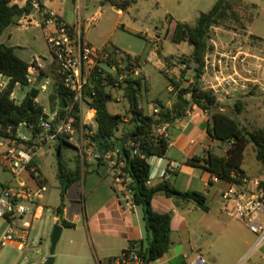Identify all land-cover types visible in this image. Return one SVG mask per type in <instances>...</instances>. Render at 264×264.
I'll list each match as a JSON object with an SVG mask.
<instances>
[{
  "label": "trees",
  "instance_id": "16d2710c",
  "mask_svg": "<svg viewBox=\"0 0 264 264\" xmlns=\"http://www.w3.org/2000/svg\"><path fill=\"white\" fill-rule=\"evenodd\" d=\"M34 1L39 3L40 11H44L40 0H29L24 8L12 5V0H0V36L17 20L33 12ZM233 1L240 6L243 3L242 0H218L209 12L200 15L196 25L191 26L184 22L175 23L170 38L176 44L188 42L193 47L191 56L181 63L187 71L194 73L195 78L189 86L182 87L167 76L173 92L177 93V101L171 108L157 101L155 104L158 112L153 115L146 113L141 106L140 98L143 91L142 79L133 78L139 58L126 55L128 73L122 79L125 72L118 70L115 74H111L100 67L94 73L86 89L89 107L96 112L95 122L97 124L96 130L87 135V140L92 147L96 148L97 153L101 154L102 150H105V154L97 156V162L93 166L81 156H77L76 167L71 168L64 157L66 147L75 148L70 140L71 136H60L57 140V177L62 200V205L58 209L59 213L64 209L70 188L86 179L91 173L98 171L100 166L109 162L106 157L116 153V156H111V161L116 162V166L112 168L130 177L127 188L132 193L134 205L143 208L147 230L146 239L139 242L138 247V243L132 242L123 255L135 250L142 264H151L162 258L173 244L172 214H161L155 211L153 200L156 195L176 196L197 204L204 212L209 211L206 197L199 192H179L169 179H164L157 185L149 184L151 167L148 159L152 156H166L170 147V139L155 135L154 130L158 125L174 124L177 120L184 118L190 108L197 106L210 115L208 127L210 137L220 144L227 145V150L224 155L208 151L204 158L193 157L187 161L188 164L203 168L211 178L225 182H237L247 176L243 164L245 153L252 144L256 148L257 159L264 170V129L253 131L243 126L236 118L219 108L218 98L213 90L205 88L202 84L206 57L210 51L209 36L212 29L221 25L231 15L240 20L237 14L232 13ZM107 2L125 12L135 3V0H107ZM253 20L254 17L249 24ZM104 49L120 50L112 46H106ZM30 68V64L17 57L14 48L0 43V76L9 78L6 88L0 90L1 138L17 139L22 124L27 125L33 136H37L42 131L40 118L45 116V113L44 108L36 101L38 91L29 92L21 104H17L12 98L18 85L24 87L30 85ZM111 88L124 90L129 104L125 115L110 112L109 104L114 101ZM58 93L61 100L66 101L68 108L66 110L58 108L55 122L58 123L69 117L73 119L76 129L81 128L79 106L70 109L71 94L60 81H58ZM243 105L240 100L236 103V110L239 114L243 110ZM83 128L91 130L90 126H83ZM120 162L123 163L122 166H119ZM84 166H87V169L83 170ZM37 172L39 173V169ZM62 225L66 228L75 227V224L66 220H63ZM120 258L110 261L113 263Z\"/></svg>",
  "mask_w": 264,
  "mask_h": 264
},
{
  "label": "rangeland",
  "instance_id": "374dc122",
  "mask_svg": "<svg viewBox=\"0 0 264 264\" xmlns=\"http://www.w3.org/2000/svg\"><path fill=\"white\" fill-rule=\"evenodd\" d=\"M217 2L218 0H135V3L127 11L123 12L118 7L108 3L107 0H87L84 6L85 15L79 29L83 33L85 41L91 43L99 50L104 49L106 46L116 45L120 49V54L139 58L135 69L139 74L135 73L133 78L142 79V102L147 103L152 101V99L155 102L161 100H173L176 102L177 93L167 91V87L170 86L167 76L182 87L190 85L195 78L194 73L187 71L181 62L188 60L193 47L188 43L176 44L171 41L169 38L170 23L173 19L174 22H185L194 26L200 15L209 12ZM242 2L240 6L233 1L232 9V13L237 14L240 20L231 15L221 25L214 27L210 33V56H207L206 59L210 64H215V70L218 74L227 75L226 73H231L232 71L233 74H236V70L239 71L240 65L244 62L243 58L247 56L243 53V47L257 42L254 37H250L248 43L245 42V35L249 33L254 36L264 37V0H242ZM253 17L254 20L249 25V21ZM43 46L48 52V43L44 42ZM158 50L159 58L157 59ZM161 51L168 56L171 54L175 56L165 59L160 55ZM51 55L50 52L49 56L51 57ZM141 58H148L151 63ZM227 60H233L236 63L233 69L228 63L226 64ZM206 73L208 72L205 70L204 75ZM241 81L240 75L236 74L233 79L216 80L215 83L217 85L222 84V86L233 85L240 87ZM202 84L207 89L211 87V84L208 85L204 81V77ZM148 88L152 89H150L151 92L148 91ZM238 90L234 95L232 93L230 95L224 94L225 103H222L224 105H219V108H223L229 115L236 118L242 125H246L250 130L264 129V95L257 96L256 88H254L252 112L249 115L246 113L242 114V112L239 114L236 110V103L239 100L244 102L242 99L247 95ZM110 91L114 96L113 105L110 104V107L112 105L114 109L119 108L125 115L127 113L128 100L125 97L124 90L111 88ZM147 92L149 95H147ZM54 104L55 108L60 105L59 94L56 95ZM82 125L90 126L91 130L83 127L77 128L71 141L75 148L66 147L64 149V157L71 168L76 167L77 156H81L83 160L93 166L97 162V156L100 155L97 153L96 148H92L87 140V135L92 134L97 128L92 115ZM20 134L30 137L29 130L25 128H22ZM226 150L227 145L224 144H218L215 148V152L221 155H224ZM110 156H113V154H110ZM107 164L110 163L107 162ZM112 167L114 166L112 165ZM85 169H87V166H84L83 170ZM243 169L252 177L264 179L263 167L257 159L256 148L252 144L245 153ZM40 173L45 179L47 192L43 194L42 199L38 200L42 208L33 222L28 244L21 248L12 244L2 247L3 239L10 226L7 221L0 218V264H46L51 256L52 235L57 225L54 219L58 217L60 220L61 213L65 212L66 206L70 216H80L82 213L81 207L70 201L72 197L77 199L79 193H82V182L70 191V197L67 201L65 200L64 209L61 213L58 212L59 207L62 205V200L60 183L57 177V142L54 143L51 154L47 155L41 163ZM96 178L98 177L95 175L92 177L93 180ZM87 179L89 180V175L85 179L86 182ZM12 181V173L5 169L4 161L0 159V190ZM221 221V226L218 227L215 233L221 235L222 238L215 248V253L216 255L225 256L230 247L236 243L239 230L235 219L224 216ZM222 232L224 233L221 234ZM243 234L245 240L250 244L257 241V237L253 233L244 230ZM98 245L100 247V238L95 236L94 241H92L86 229L78 231L66 230L56 246L54 264H100V249L98 250ZM255 245H251L247 249L246 263L264 264V245L256 251L254 250ZM73 250L79 257L74 258L72 256ZM230 251L232 254H238L239 252L236 248ZM221 258L218 260L219 264H223Z\"/></svg>",
  "mask_w": 264,
  "mask_h": 264
},
{
  "label": "crops",
  "instance_id": "0c3cea01",
  "mask_svg": "<svg viewBox=\"0 0 264 264\" xmlns=\"http://www.w3.org/2000/svg\"><path fill=\"white\" fill-rule=\"evenodd\" d=\"M28 1L29 0H12V5L24 8ZM86 3L87 0H40V4L43 6L44 11L57 14L68 25L75 26L78 29L85 15L84 6ZM41 17V13L34 8L30 15H26L17 20L4 31L0 36V43L14 48L17 57L31 65L30 85L25 87L18 85L12 98L17 104H21L29 92L38 91L36 101L44 108L45 116L49 119H56L58 116V108H60L58 105L57 108H55L54 104L56 95L59 94L56 74L57 67L52 55L51 57L49 56L51 52L50 48L47 52V49L43 46L44 42L47 43L45 32L42 27L37 24H32L30 26L23 25L25 19L41 21ZM175 23L176 22L172 19L169 28L170 33ZM123 27L127 28L125 26ZM250 37L256 38L257 42L250 43L243 47V53L247 56L243 58L244 62L240 65L239 71L236 70V74L240 75L242 78L240 83L241 86L235 87L229 85L227 87L223 85V89L229 91L232 95H234L238 89V91L247 95L242 99L244 101V110H242V114L246 113L247 115L252 112L253 108V89L256 88L257 96L264 95V37L254 36L248 33L245 35L244 41L248 43ZM112 47L119 49L116 45ZM158 52L159 50L157 51V59L159 58ZM160 55L165 59L175 56L174 54L168 56L164 54L163 51L160 52ZM207 56H210V51ZM141 59H146L151 63L148 58ZM227 63L231 66V69L236 65L233 60H227L226 64ZM231 73H226L227 75H225L223 73L218 74L211 71L204 75V81L207 82L208 85L211 84V86H214L217 85L215 83L216 80L224 81L227 78H235L236 74H233V71ZM137 74L139 73L137 72ZM0 81L7 85L9 83V78L0 76ZM150 89L151 88H148V91L151 92L152 89ZM167 91L173 92L172 87L168 86ZM249 94L250 96H248ZM147 95H149L148 92ZM141 96L140 98H142ZM217 98L219 105H224L222 104L225 103L224 101L226 99L224 98V94L218 95ZM113 102L110 104L113 105ZM161 102L169 108L175 103L173 100H161ZM110 104L109 110L112 114H124L119 108L114 109L112 105L110 107ZM141 106L149 115H153L156 111L155 100L153 99L147 103L141 101ZM128 107L129 104L127 105V109ZM85 109V117L92 115V119L95 120V110ZM221 110L225 111L223 108H221ZM83 123H85V121ZM209 123L210 115L199 107L194 106L187 111L184 118L177 120L170 128V147L165 157L171 161L177 162L180 167L169 180L179 192L186 193L195 191L203 194L207 199L206 205L209 211L204 212L197 204L179 199L176 196L168 197L165 194L156 195L153 200L155 211L161 214H172L173 244L167 254L151 264H187L198 254L204 256L208 264H219L218 260L220 257H222L221 260L223 264H248L246 263L247 249L250 248L251 245L256 244V242L250 244L245 240L243 231L245 230L249 233L251 231L242 221L235 220L237 222L239 234L236 238V243L231 247L229 246L230 250L236 248L239 251L238 254H232L228 248V253L225 254V256L216 255L215 253V248L222 238V236L217 235L215 231L221 226L222 217H228L224 213L221 203V193L227 189V182L211 178L203 168L195 167L187 163V161L193 157L204 158L208 151L215 152V148L220 144L213 140L208 134ZM243 126L247 127L244 124ZM21 130L22 128L19 134ZM53 145L54 144H51L47 147L42 159L37 162V169H39L41 177V163L47 155L51 154ZM3 152L4 148L0 147V154ZM94 175L98 178L93 180L92 177ZM162 180H164V178L161 176V172H157L149 184L157 185ZM81 182L83 184L82 193H79L77 199L72 197V200H70L71 203L81 207V215L70 216L67 206L64 212V220L75 224V227H64L62 223H60L58 217L54 219L55 223L63 226V232L66 230L78 231L86 229L92 241H94L95 236L100 238V247L98 245V250L100 249V264H118L117 260L113 263H111L110 260L120 258L123 252L130 247L132 242L138 243V247L139 242L144 241L147 237L143 208L135 205L131 208L127 206V191L123 183L117 178V173L113 170L111 164L106 163L100 166L98 171L89 175V180L87 179V182L83 179L73 185L68 191L66 201L70 197V191ZM1 191L2 190H0V193ZM223 233L224 232L221 234ZM72 256L74 258L79 257L74 250Z\"/></svg>",
  "mask_w": 264,
  "mask_h": 264
},
{
  "label": "built area",
  "instance_id": "2783aa9c",
  "mask_svg": "<svg viewBox=\"0 0 264 264\" xmlns=\"http://www.w3.org/2000/svg\"><path fill=\"white\" fill-rule=\"evenodd\" d=\"M33 4L34 8L42 15L41 21L25 19L23 25L37 24L44 30L57 67V83L60 81L70 92L72 97L70 109L79 106L83 124L88 119L85 117V108L91 109L86 89L94 73L100 67L111 74L121 70L125 72L122 79L128 73L127 56L113 49L99 50L95 48L91 43L85 41L83 33L78 28L68 25L53 12H41L37 1H34ZM215 67V64H210L206 59L205 70L208 73L210 71L218 73ZM6 86L0 81V90H4ZM223 87L222 84H219L211 86L209 89L213 90L216 96L230 94ZM73 122L72 118L67 117L56 123L55 118L49 119L43 116L40 118L42 131L37 136L31 134L30 137H27L18 134L17 139L0 137V147L4 148L0 159L4 161L5 169L13 175V181L3 186L0 193V218L7 221L10 226L3 239L2 247L12 244L21 248L28 244L33 222L41 210L38 200L42 199L43 194L47 192L45 181L37 172V162L42 159L47 147L56 143L60 136L69 135L71 136L70 140H73V135L76 133ZM171 126L172 124L158 125L154 130L155 135L171 140ZM22 128H27V125L22 124ZM113 156H116V153ZM106 159L111 165L116 166V162L111 161L110 155ZM148 162L151 167L150 181L157 172H161L164 179H169L180 167L177 162L171 161L165 156H152ZM122 165L123 163L120 162L119 166ZM116 173L117 178L127 191V206L131 208L134 203L132 193L127 188L130 177L122 174L120 170ZM263 182L264 179L260 177L247 175L237 182H227V189L221 193L224 213L231 219L245 223L257 237L255 251L264 245ZM117 262L118 264H142L135 250L124 254ZM187 264H208V261L204 256L198 254Z\"/></svg>",
  "mask_w": 264,
  "mask_h": 264
},
{
  "label": "water",
  "instance_id": "95a60500",
  "mask_svg": "<svg viewBox=\"0 0 264 264\" xmlns=\"http://www.w3.org/2000/svg\"><path fill=\"white\" fill-rule=\"evenodd\" d=\"M59 107L61 109L66 110L68 108V105L66 104V101L64 99L61 100ZM105 154V150H102L101 155ZM64 220V212L61 213V218H60V223H62ZM63 226L61 224H57L56 227L54 228L53 235H52V251H51V256L48 259L46 264H54L55 263V250L58 242L60 241V238L63 233Z\"/></svg>",
  "mask_w": 264,
  "mask_h": 264
}]
</instances>
